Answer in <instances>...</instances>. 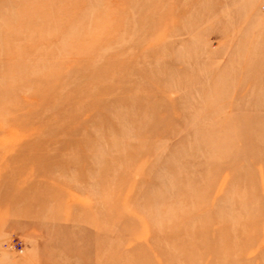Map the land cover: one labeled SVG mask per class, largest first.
Here are the masks:
<instances>
[{"label": "rangeland", "instance_id": "1", "mask_svg": "<svg viewBox=\"0 0 264 264\" xmlns=\"http://www.w3.org/2000/svg\"><path fill=\"white\" fill-rule=\"evenodd\" d=\"M263 4L0 0V264H264Z\"/></svg>", "mask_w": 264, "mask_h": 264}, {"label": "built area", "instance_id": "2", "mask_svg": "<svg viewBox=\"0 0 264 264\" xmlns=\"http://www.w3.org/2000/svg\"><path fill=\"white\" fill-rule=\"evenodd\" d=\"M262 8L264 9V4L262 5ZM4 247L15 249L18 252H22V250H23L20 242L18 240H15V238L8 240L4 244Z\"/></svg>", "mask_w": 264, "mask_h": 264}]
</instances>
